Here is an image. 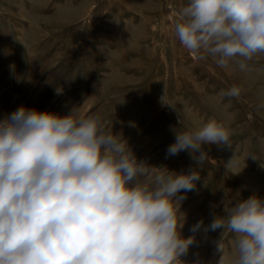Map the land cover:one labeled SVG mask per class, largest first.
<instances>
[{
  "label": "clouds",
  "instance_id": "1",
  "mask_svg": "<svg viewBox=\"0 0 264 264\" xmlns=\"http://www.w3.org/2000/svg\"><path fill=\"white\" fill-rule=\"evenodd\" d=\"M174 32L200 58L251 72L249 62L264 54V0H188ZM241 91L232 85L220 95ZM231 136L216 118L175 131L167 155L188 151L196 166L153 174L99 114L21 105L0 120V264H182L194 237L181 234L180 208L202 179L203 146L230 148ZM224 168L243 170L235 154ZM217 229L234 235L230 252L218 243V264H264V197L224 208L206 231Z\"/></svg>",
  "mask_w": 264,
  "mask_h": 264
},
{
  "label": "rangeland",
  "instance_id": "2",
  "mask_svg": "<svg viewBox=\"0 0 264 264\" xmlns=\"http://www.w3.org/2000/svg\"><path fill=\"white\" fill-rule=\"evenodd\" d=\"M187 2L0 0V120L21 105L99 114L153 174L196 166L188 151L167 155L175 131L223 120L232 147L203 146L202 179L180 208L181 234L194 237L182 264H218V243L230 252L234 235L206 231L214 216L250 195L264 197V54L241 72L185 49L174 24ZM232 85L241 87L239 97L220 95ZM163 95L173 108L161 103ZM234 154L243 168L238 175L224 168Z\"/></svg>",
  "mask_w": 264,
  "mask_h": 264
},
{
  "label": "bare ground",
  "instance_id": "3",
  "mask_svg": "<svg viewBox=\"0 0 264 264\" xmlns=\"http://www.w3.org/2000/svg\"><path fill=\"white\" fill-rule=\"evenodd\" d=\"M245 177H247V176H245ZM246 179H247V178H246ZM251 183L253 184V182H251ZM254 184H255V183H254ZM186 258H187V257H186ZM183 260H185V259H183ZM186 261H187V260H186ZM186 261H185V264H188V262H186Z\"/></svg>",
  "mask_w": 264,
  "mask_h": 264
}]
</instances>
